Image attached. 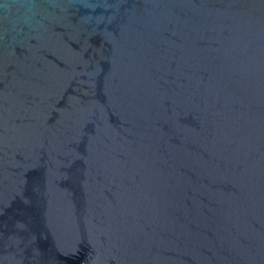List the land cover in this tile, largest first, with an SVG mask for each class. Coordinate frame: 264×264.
Segmentation results:
<instances>
[{"label":"water","instance_id":"obj_1","mask_svg":"<svg viewBox=\"0 0 264 264\" xmlns=\"http://www.w3.org/2000/svg\"><path fill=\"white\" fill-rule=\"evenodd\" d=\"M0 264H264V0H0Z\"/></svg>","mask_w":264,"mask_h":264}]
</instances>
